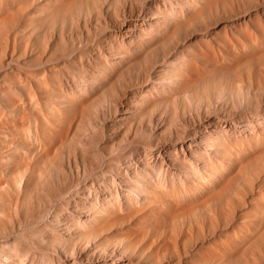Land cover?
Returning a JSON list of instances; mask_svg holds the SVG:
<instances>
[{
    "label": "rangeland",
    "instance_id": "1",
    "mask_svg": "<svg viewBox=\"0 0 264 264\" xmlns=\"http://www.w3.org/2000/svg\"><path fill=\"white\" fill-rule=\"evenodd\" d=\"M88 1L0 0V264H70L69 260L75 258V250L85 252L87 244L97 248L98 263L114 255L108 250L123 249L121 264H264V154L262 157L259 153L264 150V134L259 136L260 141L253 143L260 162L254 160L252 154L249 156L252 161L248 159L251 163L246 164L250 172L246 170L245 175V172H234L231 176L236 187L235 192L230 193L233 195L231 200L223 196L224 190L222 193L213 190L211 182L228 161L226 151L216 156L210 150L203 161L207 162L208 158L214 161L212 172L206 175L200 172L198 182L193 184L189 171L192 162L186 160L180 151L174 153L173 149L170 151L173 157L169 161L161 150L165 144L189 140L193 126L184 120V107L191 109L197 125L210 118L230 124V133L238 140L252 134L251 123L258 112L262 116L260 124L264 123V100L249 82V74L260 76L264 73V0H140L142 9L136 12L142 20H154L148 16L151 15L148 9L154 4L162 6L156 14L158 23L151 22V26H146L136 40H128L119 47L114 60L103 54L96 59L100 43L110 40V37L107 29L97 32L95 21L99 19L104 23V18L111 21L125 0ZM192 7H197V10ZM208 11L215 16L211 17ZM73 12L78 13V17ZM99 14L103 17L99 18ZM189 18L192 19L187 22ZM72 39H75L74 44ZM18 44H21V49ZM259 49L262 51L260 55L257 54ZM101 51L105 52L104 49ZM90 63L95 69L90 67ZM90 69L95 71L94 74ZM244 69L246 72L242 71ZM217 92L225 96L224 101L223 97L218 98ZM207 93L209 97L219 99V108L212 105L207 110ZM82 96L88 98L83 106L80 104ZM129 97L137 99L139 106L136 107L143 112L141 119L136 112L135 117H126L129 121L120 130H112L110 124L113 122L112 113L116 111L115 100L127 101ZM146 97L151 99L147 104ZM199 105L200 119L196 115ZM104 114L107 121H104L103 131L96 135L98 141L90 143L91 149L84 146L88 170L85 171L82 160H79L82 165L79 175L76 168L74 174L67 169L64 184L58 183L54 173L53 180L48 178L49 187L38 186L37 177L48 171L49 162L57 150L65 149L73 154L75 147L79 157L82 156L79 142L84 140L86 144L84 137L88 133H78L77 128L89 118L99 116L103 119L101 115ZM69 115H73V119L68 125L65 117ZM186 115L187 119L188 113ZM160 117L164 124L156 121ZM150 119L155 124L151 128L147 125ZM139 124H142V129ZM116 131L126 133L125 141L118 140L114 135ZM111 136L113 140H110ZM221 136L226 142L224 132ZM237 148L233 147V151L240 157ZM257 166L261 169L260 175L257 174ZM124 167L131 179L127 180L129 185L121 187L119 185L123 183L118 173L123 172ZM132 171L139 175L133 176ZM253 180L256 186L252 185ZM236 182L241 185L237 184V187ZM185 184H189L191 189L188 196L182 193ZM98 186L105 187L109 197L107 195L104 202L85 205V208L81 199ZM174 188L179 191L177 197L172 196ZM216 191L222 194L219 196L223 199L222 205L214 202ZM164 192L168 195L163 196ZM197 196L203 206V209H197V216L189 214L171 218L175 204L190 207L188 203ZM207 199L209 201L206 202ZM129 209L139 211L129 214ZM202 216L205 222L201 221ZM257 225L263 231L258 229V245L255 243L253 246L254 236L258 234ZM65 228L74 236H68ZM245 239L247 242H243ZM251 246L254 248L249 250Z\"/></svg>",
    "mask_w": 264,
    "mask_h": 264
},
{
    "label": "bare ground",
    "instance_id": "2",
    "mask_svg": "<svg viewBox=\"0 0 264 264\" xmlns=\"http://www.w3.org/2000/svg\"><path fill=\"white\" fill-rule=\"evenodd\" d=\"M32 1V0H31ZM86 1H88V0H85V2ZM94 2H95V0H93ZM92 1V2H93ZM98 1V0H97ZM106 1V0H105ZM199 1V0H198ZM209 1H211V0H209ZM216 1V0H215ZM224 1H226V0H224ZM11 2H12V0H11ZM28 2H29V0H28ZM36 2V1H35ZM85 2H82V3H85ZM89 2V1H88ZM88 2L86 3V4H88ZM147 2V1H146ZM223 2V1H222ZM14 3V2H13ZM212 3V2H211ZM210 3V4H211ZM217 3V2H216ZM215 3V4H216ZM28 4V3H27ZM50 4V3H49ZM64 4V3H63ZM105 4V3H104ZM209 4V5H210ZM12 5V4H11ZM30 6H31V4H29ZM66 5V4H65ZM69 5V4H68ZM80 5H81V3H80ZM110 5V4H109ZM217 5H218V3H217ZM217 5H215V7L217 6ZM8 6V5H7ZM14 6V5H13ZM61 6V5H60ZM111 6V5H110ZM109 6V7H110ZM199 6H201V5H199ZM198 6V7H199ZM10 7V6H9ZM29 7V6H28ZM66 7H68V6H66ZM108 7V8H109ZM162 7V6H161ZM161 7H160V5H158V4H154V7H151L150 6V8L148 9V13L150 12V14L151 15H148V16H152V17H154V20H152V21H146V20H142L141 19V15L140 14H138L137 12H138V10L139 11H141V9H142V6H141V1L140 0H125L124 1V5H122L121 6V8H120V11H115L114 12V17L112 18V20L111 21H108L106 18H104V23H103V21H101V20H99V19H97L95 22H96V25L98 26V27H96V29H97V32L98 31H101L102 29H107L108 31H107V33H108V37H110V40H105L104 42H101L100 43V48L99 49H97L96 51H98L97 53H96V56H97V58L96 59H100L101 58V55L103 54L104 55V57H112V60H114V59H116V52L118 51V48L119 47H122L126 42H128V40H132V41H134V40H136L139 36H140V34H141V32H143L147 27L146 26H148V27H150L151 26V22H155V24L156 23H158V18H156L157 17V12H160L161 11ZM206 7V6H205ZM208 7V6H207ZM264 7V6H263ZM62 8V7H61ZM65 8V7H64ZM63 8V9H64ZM77 8H79V7H77ZM193 8V7H192ZM196 10H197V7H194ZM194 8H193V10H194ZM220 8V7H219ZM41 9V8H40ZM56 9H57V7H56ZM76 9V8H75ZM117 9V8H116ZM204 8H202V10H203ZM208 9V8H207ZM212 9V8H211ZM214 9V8H213ZM100 10V9H99ZM136 10H137V12H136ZM196 10L194 11L195 13H196ZM218 9H216V11H217ZM247 10V9H246ZM245 10V11H246ZM147 11V10H146ZM210 11V10H209ZM208 11V12H209ZM80 12V11H79ZM212 12H213V10H212ZM262 12V11H261ZM69 14L71 13V12H68ZM67 13V14H68ZM197 13H200V12H197ZM210 14H211V12H209ZM218 13V12H217ZM52 14V13H51ZM64 14H66V13H64ZM63 14V15H64ZM66 14V15H67ZM69 14H68V16H69ZM73 14H74V12H73ZM191 14V13H190ZM206 14H207V12H206ZM70 15H72V14H70ZM75 16H77L78 17V13H75L74 14ZM197 16H198V14H196ZM11 16H13L12 15V13H11ZM73 16V15H72ZM107 16V15H106ZM192 16H193V14H192ZM195 16V15H194ZM193 16V17H194ZM212 16H215L214 15V13H213V15L211 14V17ZM262 16V15H261ZM40 17V16H39ZM67 17V16H66ZM98 17L99 18H102L103 16H102V14H99L98 15ZM192 17V18H193ZM196 17V16H195ZM60 18H61V16H60ZM62 18H64V17H62ZM68 18H71V16L70 17H68ZM74 18V17H73ZM184 18H186V17H184ZM192 18H189L188 19V21L187 22H190L189 20L190 19H192ZM204 18V17H203ZM208 18V17H207ZM215 18V17H214ZM213 18V19H214ZM244 18V17H243ZM247 18V17H246ZM12 19V18H11ZM211 19V18H210ZM248 19V18H247ZM56 20V19H55ZM54 20V21H55ZM63 20V19H62ZM71 20V19H70ZM242 20V19H241ZM245 20V19H244ZM14 21V20H13ZM44 21V20H43ZM248 21V20H247ZM15 22V21H14ZM14 22H13V24H14ZM17 22V21H16ZM15 22V23H16ZM60 22H61V20H60ZM64 22V21H63ZM78 22V21H77ZM174 22V21H173ZM184 22V21H183ZM203 22V21H202ZM211 22V21H210ZM241 22V21H240ZM10 23V22H9ZM18 23V22H17ZM80 23V22H79ZM91 23V22H90ZM239 23V22H238ZM41 24V23H40ZM75 24V23H74ZM105 24V25H104ZM190 24H193V23H190ZM204 24V23H203ZM236 24V23H235ZM9 25V24H8ZM12 25V24H11ZM15 25V24H14ZM64 25V24H63ZM63 25H61V28H62V26ZM217 25V24H216ZM81 26V25H80ZM89 26V25H88ZM92 26V25H91ZM95 26V25H94ZM180 26L182 27V25L180 24ZM226 26V25H225ZM14 27V26H13ZM20 27H21V25H20ZM58 27V26H57ZM82 27V26H81ZM179 27V26H178ZM184 27V26H183ZM19 28V27H18ZM17 28V29H18ZM227 28H228V26H227ZM10 29H11V27H10ZM13 29V28H12ZM16 29V28H15ZM182 29V28H181ZM65 30V29H64ZM85 30V29H84ZM176 30H177V27H176ZM11 31V30H10ZM79 31V30H78ZM60 32V31H59ZM81 32V31H80ZM97 32H95V33H97ZM6 33H8V32H6ZM55 33V32H54ZM88 33H89V35L91 34V31L88 29ZM176 32H174V34H175ZM70 34V33H69ZM73 34V33H72ZM167 34V33H166ZM181 34V33H180ZM173 35V34H172ZM23 36H26V35H23ZM29 36V35H28ZM71 36V35H70ZM75 36H77V34L75 35ZM79 36V35H78ZM91 36H93V35H91ZM231 36V35H230ZM245 36V35H244ZM243 36V37H244ZM31 37V36H30ZM90 37V36H89ZM202 37V36H201ZM7 38V37H6ZM10 38V37H9ZM28 38V37H27ZM75 38V37H74ZM170 38H172V37H170ZM179 38V37H178ZM246 38V37H245ZM37 39V38H36ZM35 39V40H36ZM57 39V38H56ZM64 39H65V37H64ZM89 39V38H88ZM93 39V38H92ZM168 39V38H167ZM11 40V39H10ZM28 40V39H27ZM39 40V39H38ZM170 40V39H169ZM226 40V39H225ZM224 40V41H225ZM7 41V40H6ZM30 41V40H29ZM28 41V42H29ZM32 41V40H31ZM37 41V40H36ZM55 41V40H54ZM82 41H85V40H82ZM9 42V41H8ZM12 42V41H11ZM27 42V41H26ZM60 42V41H59ZM72 42H73V44L75 43V39H72ZM137 42V41H136ZM141 42V41H140ZM164 42V41H163ZM165 42L167 43L168 41L167 40H165ZM172 42V41H171ZM225 42H227V41H225ZM144 43V42H143ZM153 43V42H152ZM253 43V42H252ZM13 44V43H12ZM33 45H34V43H32ZM40 44V43H39ZM55 44H57V43H55ZM86 44V43H85ZM257 44V43H256ZM255 44V45H256ZM260 44V43H259ZM13 45H15V44H13ZM19 46L21 45V44H18ZM17 45V46H18ZM28 45V44H27ZM26 45V46H27ZM31 45V44H30ZM97 45V44H96ZM154 45V44H153ZM261 45V44H260ZM58 46V45H57ZM56 46V47H57ZM251 46V45H250ZM258 46V45H257ZM262 46V45H261ZM12 47H14V46H12ZM22 47H23V45H22ZM31 47V46H30ZM54 47H55V45H54ZM135 47V46H134ZM16 48V47H15ZM17 48H19V47H17ZM34 48V47H33ZM53 48V47H52ZM58 48V47H57ZM72 48H75V47H72ZM261 48V47H260ZM20 49H21V46H20ZM56 49V48H55ZM102 49H104L105 50V52L104 51H101ZM248 49V48H247ZM253 49V48H252ZM23 50V49H22ZM21 50V51H22ZM159 50V49H158ZM260 50L261 49H259L257 52V54H259L260 55V53H262V51L260 52ZM13 51V50H12ZM20 51V52H21ZM66 51V50H65ZM145 51V50H144ZM246 51V48L244 49V52ZM14 52V51H13ZM243 52V53H244ZM249 52H251V51H249ZM260 52V53H259ZM21 53H23V52H21ZM18 54V53H17ZM16 54V55H17ZM50 54V53H49ZM134 54V53H133ZM132 54V55H133ZM234 54H236V53H234ZM240 53H238V55H239ZM46 55H48V54H46ZM45 55V56H46ZM56 55V54H55ZM237 55V54H236ZM235 55V56H236ZM250 55H252V54H250ZM256 55V54H255ZM95 56V57H96ZM161 56V55H160ZM234 56V55H233ZM253 57H254V55H252ZM144 57V56H143ZM158 57V56H157ZM249 56H247V57H245L244 58V60L246 59V58H248ZM64 58V57H63ZM46 59V58H45ZM52 60H54V58L52 59ZM144 60V59H143ZM212 60V59H211ZM226 60V59H225ZM225 60L223 61V62H225ZM230 60V59H229ZM47 61H49L48 59H47ZM89 61V60H88ZM142 61V60H141ZM241 61V60H240ZM243 61V60H242ZM261 61V60H260ZM97 62H100V61H97ZM212 62V61H211ZM238 62V61H237ZM135 63V62H134ZM137 63V62H136ZM135 63V64H136ZM141 63V62H140ZM221 63V62H220ZM234 63L235 62H233V65H234ZM245 63V62H244ZM254 63V62H253ZM261 63V62H260ZM260 63H259V67H261L260 66ZM74 64V63H73ZM78 64V63H77ZM209 64V63H208ZM214 64H216L215 62H214ZM226 64H228V63H225V65ZM248 64V63H247ZM262 64V63H261ZM81 65V64H80ZM93 65H98V63L97 64H93ZM220 66H221V68H222V65L221 64H219ZM230 65V64H229ZM231 65H232V63H231ZM239 65H241V63L239 64ZM251 65H252V63H251ZM263 65V64H262ZM87 66V65H86ZM130 66V65H129ZM128 66V67H129ZM213 66V65H212ZM220 66H219V68H220ZM255 66V65H254ZM256 66H257V64H256ZM90 67L91 68H93V69H95L93 66H92V64L90 63ZM140 67V66H139ZM229 67V66H228ZM237 67V65L236 66H233L232 68L233 69H235ZM245 67V66H244ZM220 68V69H221ZM227 68V67H226ZM230 68V67H229ZM231 68V69H232ZM239 68V67H238ZM245 68H247L248 69V67H245ZM59 69V68H58ZM187 69H188V67H187ZM223 69H225V68H223ZM241 69V68H240ZM91 70V73L92 74H94V72L95 71H93L92 69H90ZM139 70V69H138ZM147 70V69H146ZM185 70V69H184ZM128 71H129V69H128ZM188 71V70H187ZM225 71V70H224ZM231 72H232V70H230ZM242 71H245L246 72V69H244V70H242ZM257 71V70H256ZM255 71V72H256ZM228 72V71H227ZM237 72H239V70L237 71ZM236 72V73H237ZM50 74H51V72H49ZM188 73V72H187ZM256 73H258V71L256 72ZM44 74V73H43ZM72 74V73H71ZM124 74V73H123ZM239 74V73H238ZM259 74V73H258ZM45 75V74H44ZM69 75V74H68ZM101 75V74H100ZM137 75V74H136ZM240 75V74H239ZM241 75H243V74H241ZM240 75V76H241ZM196 76V75H195ZM221 76V75H220ZM227 76V75H226ZM43 77V76H42ZM58 77H59V75H58ZM71 77V76H70ZM138 77V76H137ZM200 77V76H199ZM223 77V76H222ZM229 77V76H228ZM247 77V76H246ZM90 78V77H89ZM234 78V77H233ZM120 79V78H119ZM164 79V78H163ZM194 79V78H193ZM192 79V80H193ZM196 79V78H195ZM194 79V80H195ZM216 79H218V78H216ZM235 79V78H234ZM245 79V78H244ZM220 80V79H219ZM218 80V81H219ZM223 80V79H222ZM224 80H225V77H224ZM227 80V79H226ZM263 80H264V73H263V75H258V76H256V75H251V74H249V82H250V84H251V86H253V88H254V91H255V93H257L258 95H260L261 96V99L262 100H264V82H263ZM136 81V80H135ZM159 81H160V79H159ZM187 81H189V82H191V80H188L187 79ZM234 81V80H233ZM235 81H236V79H235ZM247 81H248V78H247ZM69 82V81H68ZM74 82H76V81H74ZM114 83H115V81H113ZM163 82V81H162ZM210 82V81H209ZM216 82V81H215ZM214 82V83H215ZM222 82V81H221ZM240 82V81H239ZM77 83V82H76ZM76 83H75V85H76ZM86 83V82H85ZM113 83V84H114ZM123 83V82H122ZM127 83V82H126ZM185 83H187V82H185ZM192 83V82H191ZM217 83V82H216ZM223 83V82H222ZM234 83V82H233ZM236 83V82H235ZM69 84V83H68ZM70 84H71V81H70ZM79 84V83H78ZM184 84V83H183ZM189 84V83H188ZM213 84V83H212ZM217 84H220V83H217ZM224 84V83H223ZM228 84V83H227ZM226 84V85H227ZM206 85V84H205ZM208 85V84H207ZM222 85V84H221ZM229 85V84H228ZM70 86V85H69ZM111 86V85H110ZM148 86V85H147ZM187 86V85H186ZM214 86V85H213ZM72 87V86H71ZM181 87V86H180ZM185 87V86H184ZM205 87V86H204ZM181 88H183V87H181ZM197 88H198V86H197ZM224 88V87H223ZM231 88V87H230ZM210 89V88H209ZM65 90V89H64ZM63 90V91H64ZM69 90V89H68ZM107 90V89H106ZM105 90V91H106ZM109 90V89H108ZM200 90V89H199ZM67 91V90H66ZM73 91V90H72ZM104 91V90H103ZM117 91V90H116ZM130 91V90H129ZM143 91V90H142ZM195 91H196V89H195ZM202 91V90H201ZM225 91V90H224ZM75 92V91H74ZM106 92H108V91H106ZM200 92V91H199ZM69 93V92H68ZM77 93V92H76ZM109 93V92H108ZM115 93V92H114ZM125 93V92H124ZM189 93V92H188ZM218 93V92H217ZM70 94V93H69ZM103 94V93H102ZM126 94V93H125ZM171 94V93H170ZM180 94V93H179ZM253 94V93H252ZM101 95V94H100ZM134 95V94H133ZM167 95V94H166ZM173 94H171L170 96H172ZM178 95V94H177ZM176 95V96H177ZM182 95V94H181ZM184 95V94H183ZM209 94L207 93V99H208V104H207V110L209 111V108L210 107H212V105H215V108H219L218 107V102H219V99H221L222 97H223V101L225 100V96L224 95H220L219 93H218V100L217 99H215V98H211V97H209L208 96ZM59 96V95H58ZM99 96V95H98ZM169 96V94L167 95V97ZM169 96V97H170ZM245 96V95H244ZM57 97V96H56ZM102 97V96H101ZM116 97V96H115ZM114 97V98H115ZM174 97V96H173ZM94 98V97H93ZM118 98V97H117ZM124 98V97H123ZM98 99V98H97ZM167 99V98H166ZM193 99H194V97H193ZM234 99V98H233ZM100 100V99H99ZM110 100V99H109ZM117 100V99H116ZM115 100V104H114V109H116V111L114 112V113H112V117H113V119H112V123L109 125L110 126V128L112 129V130H120L122 127H123V125L127 122V121H129V119H127L126 117H129V116H132V117H135V115H136V112H138V115H136V116H138L139 117V119H141V117H142V115H143V112H141L142 110L141 109H139L138 107H136V106H139L137 103V99H131V97H129V99L127 100V99H125V100H127V101H121V100H119V101H116ZM151 99L150 98H148V97H146V104H147V102H149ZM164 100V99H163ZM169 100V99H168ZM170 100H171V98H170ZM85 101H88V98L85 96H82L81 98H80V104L83 106L84 104H85ZM92 101V100H91ZM200 100H198V102H199ZM222 101V100H221ZM99 102V101H98ZM108 102V101H107ZM113 102V101H112ZM159 102V101H158ZM234 102V101H233ZM236 102V101H235ZM106 103V102H105ZM220 103V102H219ZM222 103V102H221ZM61 104V103H60ZM79 104V105H80ZM87 104H89V102L87 103ZM104 104V103H103ZM102 104V105H103ZM109 104V103H108ZM54 105V104H53ZM154 105V104H153ZM264 105V104H263ZM78 106V105H77ZM104 106V105H103ZM106 106H107V104H106ZM155 106V105H154ZM154 106H151V107H154ZM220 106V105H219ZM73 107H74V105H73ZM108 107V106H107ZM200 105L198 106V109L196 108V115H198V119H200V116H199V114L201 113V110H200ZM202 107V106H201ZM75 108V107H74ZM87 108H88V106H87ZM97 108V107H96ZM95 108V109H96ZM103 108V107H102ZM102 108H101V110H102ZM77 109H78V107H77ZM104 109V108H103ZM106 109V108H105ZM151 109V108H150ZM174 109V108H173ZM75 110H76V108H75ZM79 110V109H78ZM85 110H86V106H85ZM98 110V109H97ZM148 108L146 107V109H145V111H147L148 112ZM84 111V110H83ZM103 111V110H102ZM112 111V110H111ZM254 111V110H253ZM73 112H76V111H73ZM104 112V111H103ZM106 112V111H105ZM108 112V111H107ZM165 112H167V111H165ZM188 113V117H187V119H186V114ZM70 113H72V112H70ZM145 113V112H144ZM198 113V114H197ZM211 113V112H210ZM236 113H238V112H236ZM74 114V113H73ZM235 114V113H234ZM262 114H264V112L262 113ZM79 115V114H78ZM111 115V114H110ZM156 115V114H155ZM162 115H164V114H162ZM167 115V114H166ZM195 115V114H194ZM229 115V114H228ZM245 115H246V113H245ZM96 116V115H95ZM101 116H103V119H101V117H93V118H89L88 120H87V122H83L82 124H81V127L80 128H77L78 130H77V132L79 133L80 131H85V132H87L88 133V135L87 136H85L84 137V139H85V141L87 142L86 144H84V140L83 141H80L79 142V144L81 145L80 146V149H81V153H82V156H80L79 157V153H77L76 152V148L74 147L73 148V154L71 153V151H66L65 149H61V150H57L56 151V154H55V156H54V158H52L51 160H50V162H49V166H48V171L47 172H45V173H43V174H40L38 177H37V185L38 186H42V187H45L46 185L49 187V183H50V181L48 180V178H50L51 180H53V177H52V174H54L55 173V175H57V180H58V183L59 184H64L65 183V181L67 180V172H66V170L68 169L72 174H74V169L76 168V171H77V173H78V175H79V173H80V161L79 160H82V163H83V167H84V169H85V171H87L88 169H87V154L83 151L84 149H86V148H84V146L86 147V145H87V148H89V149H91V147H90V143H92V142H95V141H98V139H97V137H96V135L99 133V131H103V128H104V126H105V120H106V116H105V114L104 115H101ZM180 116V115H179ZM209 116H211V115H209ZM230 116V115H229ZM73 117V115H69V116H67V117H65L66 119L65 120H67L66 122H68V123H66L65 121V123L66 124H70L71 122H72V118ZM79 117H81V116H79ZM111 117V118H112ZM165 117V116H164ZM228 117V116H227ZM78 118V117H77ZM162 117H160V118H158V119H156V121L159 123L160 122V124H164V119L162 120L161 119ZM80 119V118H79ZM179 119H182V118H179ZM262 119V116H261V113H257V114H255L254 116H253V122L251 123V125H252V134H250V135H247L246 137H245V139L244 140H238L237 138H235V137H233L232 135H231V133H230V130H231V126H230V124H228L229 126H230V128H229V126L227 125V123H223V122H221V121H219V120H212L211 118L210 119H208V120H206V123H200V124H196V122H195V120H194V116H193V113H192V111H191V109L190 110H187V108L186 107H184V120H186V122H188V124L190 125H192L193 126V131L191 132V134H190V136H189V140H187V142H185V143H180V144H175V143H171V144H165L163 147H162V149L161 150H164L163 152H164V155L166 156V158H168L169 159V161L170 160H172V157H173V155H172V153L170 152L172 149V151H174V153H176V154H178V151H180L181 152V154L183 155V157H185L186 158V160H188V161H190V162H192V165H189V171H190V179L192 180L191 182L193 183V184H195V183H197L198 181H197V179H199V173L200 172H203L205 175L206 174H209V172H212L211 171V166H213V164H214V161L210 158H208L207 159V162H204L203 161V157L204 156H208V152L211 150L213 153H214V155H216V156H221V154H222V152H224V151H226L228 154H229V158H228V161H226V165L224 166V169H223V171H220V172H218V173H216V178L215 179H212V189L213 190H217V191H220L221 192V190H222V192H223V190L225 191V194L223 195L225 198H227L226 200H231V195L232 194H230L231 192H235V183L233 184L232 182H234V180L232 181V179L233 178H231V176L233 175V173L234 172H238V173H241V172H245L246 170H248L247 168L249 167L248 165H247V167H246V164L248 163L249 164V162L250 161H252V160H250V159H253L254 158V160H256V161H258L259 160V156H258V154H257V152L255 151V150H253V143L255 142V141H260L261 139L259 138V136L260 135H262V134H264V123L262 122V125L260 124V120ZM151 121L147 124L148 126H150V128L151 127H153L155 124H153V121H152V119H150ZM107 121V120H106ZM137 121V120H136ZM180 121V120H179ZM264 121V120H263ZM63 122V123H64ZM75 123H76V121H75ZM65 124V125H66ZM140 125V128L142 127V124H139ZM146 125V126H147ZM180 125V124H179ZM67 126V125H66ZM65 126V127H66ZM158 126V125H157ZM181 127H183V126H185L184 124H181L180 125ZM250 126V125H249ZM71 129H73V128H71ZM138 129V128H137ZM142 129V128H141ZM171 129V128H170ZM181 129V128H180ZM239 129V128H238ZM250 129V128H249ZM61 130V129H60ZM62 130H66L65 128H63ZM154 130V129H153ZM175 130V129H174ZM190 130V129H189ZM122 131V130H121ZM123 131H125L124 129H123ZM131 131V130H130ZM180 131H182V130H180ZM233 131V130H232ZM250 131V130H249ZM60 132H62V131H60ZM106 132V131H105ZM117 132V133H116ZM116 132H114V135H116L119 139L118 140H124V137L126 136V133H124V132H120V131H116ZM142 132V131H141ZM225 133V135H226V142H224V138L221 136V134L222 133ZM234 132V131H233ZM123 133V134H122ZM130 133V132H129ZM134 133V132H133ZM172 133V132H171ZM182 133H183V131H182ZM243 133V132H242ZM60 134V133H59ZM162 134H163V132H162ZM166 134V133H165ZM241 134V133H240ZM122 135V136H121ZM164 135V134H163ZM236 135V134H235ZM246 135V134H245ZM159 136V135H158ZM83 137V136H82ZM128 137V136H127ZM140 137V136H139ZM168 137V136H167ZM170 137V136H169ZM174 137V136H173ZM173 137H171V138H173ZM240 137H242V136H240ZM240 137H238V138H240ZM114 138L111 136V139L110 140H113ZM117 139V138H116ZM44 141H45V139H43ZM173 140V139H172ZM177 140H179V139H177ZM176 140V141H177ZM182 140V139H181ZM78 141V140H77ZM125 141V140H124ZM129 141V140H128ZM134 141V140H133ZM167 141V140H166ZM42 142V141H41ZM160 142V141H159ZM172 142V141H171ZM46 143V142H45ZM44 143V144H45ZM133 143V142H132ZM137 143V142H136ZM167 143V142H166ZM259 143V142H258ZM42 144V143H41ZM103 144H104V142H103ZM117 145V144H116ZM130 146V145H129ZM158 146V145H157ZM235 146H238V150H239V155H240V157H238L237 156V153H235L234 151H233V147H235ZM122 147V146H121ZM259 147H261V144L259 145ZM43 148H44V146H43ZM67 148V147H66ZM108 148V147H107ZM46 150V149H45ZM44 150V151H45ZM107 150V149H106ZM123 150V149H122ZM127 150V149H126ZM135 150V149H134ZM47 151V150H46ZM45 151V152H46ZM119 151V150H118ZM121 151V150H120ZM148 151V150H147ZM128 152H129V150H128ZM133 152V151H132ZM146 151L144 150V153H145ZM149 152V151H148ZM80 153V154H81ZM131 153V152H130ZM152 153V152H151ZM260 154H261V156H262V154H264V150H262V151H260L259 152ZM138 154V153H137ZM252 154H254L253 155V158H250L249 159V156L250 155H252ZM257 154V155H256ZM5 155V154H4ZM151 155V154H150ZM213 155V154H212ZM248 155V156H247ZM143 156V155H142ZM155 156V155H154ZM258 156V157H257ZM73 157V158H72ZM161 157V156H160ZM159 157V158H160ZM183 157H181V158H183ZM263 157V156H262ZM261 157V158H262ZM142 158V157H141ZM158 158V157H157ZM258 158V159H257ZM161 159V158H160ZM248 159L250 160V161H248ZM158 160V159H157ZM163 160V163H164V159H162ZM205 160V159H204ZM253 160V161H254ZM261 160V159H260ZM260 160H259V162H260ZM138 161V160H137ZM141 161V160H140ZM248 161V162H247ZM154 162H156L155 160H154ZM158 162H159V160H158ZM158 162H157V164H158ZM167 162V161H166ZM90 163V166L93 168V163H92V161H90L89 162ZM136 163V162H135ZM153 163V162H152ZM162 163V162H161ZM251 163V162H250ZM255 163V162H254ZM254 163H252L253 165H254ZM256 163H258V162H256ZM38 164V163H37ZM143 164V163H142ZM141 164V165H142ZM156 164V163H155ZM132 165V164H131ZM162 165H164V164H162ZM174 165H176V164H174ZM251 165V164H250ZM253 165H251V166H253ZM14 166V165H13ZM82 166V165H81ZM148 166H149V163H148ZM150 166H154V165H150ZM157 167H158V165H156ZM15 167V166H14ZM128 167V166H127ZM135 167V166H134ZM164 167V166H163ZM111 168V167H110ZM125 168V167H124ZM123 168V169H124ZM131 168V167H130ZM136 168V167H135ZM145 168V167H144ZM156 168V167H155ZM154 168V169H155ZM171 168V167H170ZM250 168V167H249ZM254 168V167H253ZM12 169H13V167H12ZM95 169V168H94ZM108 169V168H107ZM112 169V168H111ZM139 169V168H138ZM157 169V168H156ZM257 174L258 175H260V168L257 166ZM42 171H43V169H41ZM109 170V169H108ZM143 170V172H145L144 171V169H142ZM169 170V169H168ZM174 170V169H173ZM40 171V170H39ZM68 171V172H69ZM172 171V170H171ZM176 171V170H175ZM226 171V172H225ZM249 171V170H248ZM89 172V171H88ZM87 172V173H88ZM133 172V171H132ZM136 172H138V170L136 171ZM136 172H133L134 174H133V176L135 175V176H137V175H139V174H137ZM142 172V171H141ZM157 172V171H156ZM155 172V170H154V173H156ZM217 172V171H216ZM250 172V171H249ZM262 173V172H261ZM130 174V173H129ZM143 174V173H142ZM246 174V172L244 173V175ZM98 175V174H97ZM118 177H120V181L123 183V185L120 183V185L119 186H125V185H129V183L130 182H128L127 180L128 179H131V177L128 175V170H126V168H125V170H123V172H121L120 174L118 173ZM239 175V174H238ZM241 175V174H240ZM243 175V174H242ZM73 176V175H72ZM167 176V175H166ZM214 176V175H213ZM235 177H237L236 175H234ZM233 176V177H234ZM29 177H30V175H29ZM95 177H96V175H95ZM169 177V176H168ZM234 177V178H235ZM246 177V176H245ZM250 177V176H249ZM28 178V177H27ZM34 178V177H33ZM133 178V177H132ZM205 178V177H204ZM56 179V178H55ZM111 179H113V178H111ZM117 179V178H116ZM210 179V178H209ZM237 180H239V179H237ZM243 181H244V176H243V179H242ZM264 180V179H263ZM116 181V180H115ZM246 181V180H245ZM259 181V180H258ZM134 182V181H133ZM238 182V181H237ZM236 182V185L237 184H239V183H237ZM239 182H241V181H239ZM53 183V182H52ZM99 183V182H98ZM176 183V182H175ZM245 183V182H244ZM252 185L253 186H256V183H255V181L253 180L252 182ZM54 184V183H53ZM52 184V185H53ZM61 184V185H62ZM92 184H93V182H92ZM95 184V183H94ZM93 184V185H94ZM100 184V183H99ZM209 184V183H208ZM96 185V184H95ZM98 185V184H97ZM102 185V184H101ZM106 185V184H105ZM199 185V184H198ZM239 185H241V184H239ZM58 186V185H57ZM64 186V185H63ZM87 187V186H86ZM108 187V186H107ZM113 187V186H112ZM116 187V186H115ZM237 187H238V185H237ZM92 188V187H91ZM127 188V187H126ZM169 188H170V186H169ZM255 188V187H254ZM119 190L121 189V188H118ZM130 189V188H129ZM238 189V188H237ZM40 190V189H39ZM114 190H115V188H114ZM87 191V190H86ZM110 191V190H109ZM117 191L118 190H116V193H117ZM121 191V190H120ZM216 191V192H217ZM77 192V191H76ZM123 192H125L124 190H123ZM122 192V193H123ZM172 196H175V197H177V196H179V191H178V189H173L172 191ZM191 192V189H190V187H189V184H185V186H184V188H183V190H182V193H183V195L184 196H188L189 195V193ZM220 192L218 193L217 192V194H215V195H213V196H215V198H214V202L216 201V203L217 204H220V205H222V203H223V199L222 198H220V197H222V194H220ZM221 192V193H222ZM227 192V193H226ZM110 193H111V191H110ZM82 194V193H81ZM113 194V193H112ZM107 190H106V188L105 187H103V186H98V187H96L95 188V190H90V191H88L84 196H83V198L81 199L82 201V203L84 204V206L85 205H89L90 206V204H92L93 202H95V201H103L104 202V200L105 199H107ZM122 195V194H121ZM163 196H167L168 194L167 193H163L162 194ZM250 195V194H249ZM220 196V197H219ZM233 196V195H232ZM108 197H109V195H108ZM209 197H212V196H209ZM208 197V198H209ZM118 199V198H117ZM210 200H212V199H210ZM193 202H189L188 204H191V206L190 207H187V205H183L182 203H177V204H175V209H173V214H172V216H171V218H173V219H175V218H177V217H179V216H187V215H189V214H191L192 216H197L198 215V213H197V209H203V206H201L200 205V199L198 198V196L194 199V200H192ZM207 201H209L208 199L206 200V202ZM102 202V203H103ZM226 203H227V201H225ZM96 203V202H95ZM80 204V203H79ZM123 204V203H122ZM219 205V206H220ZM224 205V204H223ZM78 206H80V205H78ZM77 206V207H78ZM225 206V205H224ZM223 206V207H224ZM76 207V206H75ZM81 208V207H80ZM85 208H87L86 206H85ZM107 208V207H106ZM249 209V208H248ZM130 211H129V214H130V212L131 211H133V212H135V213H137L139 210H135V209H129ZM263 210V209H262ZM80 211V210H79ZM206 211V210H205ZM204 211V212H205ZM209 211V210H208ZM224 211V210H223ZM107 212V211H106ZM84 213V212H83ZM161 213V212H160ZM207 213V212H206ZM205 213V214H206ZM81 214V213H80ZM70 215V214H69ZM82 215V214H81ZM80 215V216H81ZM201 215V214H200ZM207 215H208V213H207ZM206 215V216H207ZM74 216V215H73ZM72 216V217H73ZM92 216H94V215H92ZM263 216V215H262ZM261 216V217H262ZM86 217H89V215L88 216H86ZM264 217V216H263ZM76 219V218H75ZM263 219V218H262ZM261 219V220H262ZM165 220V219H164ZM151 221V220H150ZM149 221V222H150ZM201 221H203V222H205V218L202 216L201 217ZM87 222V221H86ZM264 222V221H263ZM263 222L261 221V223L263 224ZM165 223V222H164ZM67 225H65V227H66ZM69 226V225H68ZM258 226V228H256ZM256 227H255V229H261L260 228V226L259 225H257ZM263 227V226H262ZM221 228V227H220ZM252 228V227H251ZM254 229V231H256ZM253 229H251V231H252ZM259 230H258V234H256L255 236H254V239L253 238H249L250 236H252V235H250L247 239H253V244L251 243V245H253V246H256V245H258V241L256 242V240H258L259 238H258V236L257 235H259ZM65 231L67 232V234H68V236H74L72 233H71V231H69V230H67L66 228H65ZM254 231H253V234H254ZM261 231H263L262 229H261ZM260 231V232H261ZM257 233V232H256ZM264 233V232H263ZM95 234V233H94ZM66 235V234H65ZM58 236V235H57ZM263 236V235H262ZM246 237H247V235H246ZM69 238V237H68ZM67 238V239H68ZM101 238H102V236H101ZM104 238V237H103ZM261 238V237H260ZM262 239V238H261ZM260 239V240H261ZM263 239H264V237H263ZM90 240V239H89ZM96 240V239H95ZM100 240V239H99ZM249 240V244H250V241ZM97 241V240H96ZM244 241H246L247 242V240L245 239V240H243V242ZM121 242V241H120ZM240 242V241H239ZM242 242V241H241ZM240 242V243H241ZM261 242V241H260ZM259 242V243H260ZM255 243H256V245H255ZM95 246H97L98 245V243H93ZM103 244V243H102ZM195 244V243H194ZM242 244V243H241ZM247 244V243H246ZM128 245V244H127ZM243 246V245H242ZM246 246H248V245H246ZM245 246V247H246ZM253 246H251V247H249V250H250V248H254ZM5 247V246H4ZM240 247H241V245H240ZM84 248H86V251L85 252H83V251H80V250H75L76 251V255H75V258L73 259L72 258V256H71V260H69V263L70 264H121L122 263V261H121V259H120V255L121 254H123V249H121V250H118V251H113V250H108V251H111L110 253H112V254H114V255H111V256H109V257H105L104 259H102V261L100 262V263H98V261H97V257H96V255H95V251L97 250V248L96 247H94V246H91L90 244H87L86 245V247H84ZM119 248V247H118ZM235 248H237V247H235ZM234 248V250L236 251V249ZM239 248V247H238ZM237 248V249H238ZM64 249V248H63ZM115 249V248H114ZM231 251H233V249L231 250ZM128 252V251H127ZM249 252H251V251H249ZM253 252V251H252ZM98 253V252H97ZM254 253V252H253ZM253 253H251V254H253ZM229 254V253H228ZM249 255H250V253H248ZM248 254H246V256L248 255ZM72 255V254H71ZM124 255V254H123ZM229 255H232L231 253L229 254ZM229 255H228V257H229ZM248 255V256H249ZM233 256V255H232ZM248 256L246 257V258H248ZM65 257V256H64ZM69 257V256H68ZM231 258V257H230ZM250 259H251V257H249ZM226 259V258H225ZM212 260V259H211ZM224 260V259H223ZM68 261V260H67ZM66 261V262H67ZM228 261V262H227ZM226 262L227 263H231L230 262V260H227ZM243 261V260H242ZM251 261V260H250ZM224 262V261H223ZM239 262V261H238ZM241 262V261H240ZM181 263H182V261H181ZM220 263H222V262H220ZM219 263V264H220ZM232 263H235V262H232ZM242 263V262H241ZM250 263V262H249ZM259 263V262H258ZM195 264V263H194ZM215 264H217V263H215ZM225 264V263H224Z\"/></svg>",
    "mask_w": 264,
    "mask_h": 264
}]
</instances>
